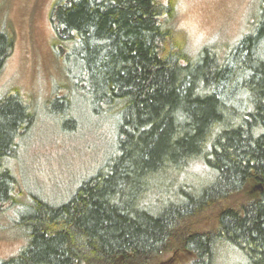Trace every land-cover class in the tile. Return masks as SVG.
I'll list each match as a JSON object with an SVG mask.
<instances>
[{"label": "trees", "instance_id": "1", "mask_svg": "<svg viewBox=\"0 0 264 264\" xmlns=\"http://www.w3.org/2000/svg\"><path fill=\"white\" fill-rule=\"evenodd\" d=\"M175 15L174 0L54 1L56 51L112 117L115 153L61 204L29 195L12 221L23 245L0 264H218L222 248L264 264V0L237 40L196 52ZM13 44L0 28V73ZM35 116L0 99V205L20 202L8 161ZM195 162L200 184L185 180Z\"/></svg>", "mask_w": 264, "mask_h": 264}, {"label": "rangeland", "instance_id": "2", "mask_svg": "<svg viewBox=\"0 0 264 264\" xmlns=\"http://www.w3.org/2000/svg\"><path fill=\"white\" fill-rule=\"evenodd\" d=\"M54 1L0 0V28L14 38L0 73V99L16 93L29 101L36 114L31 127L10 152L8 165L15 176L20 202L0 205V259L14 255L23 245L12 221L29 195L61 204L115 153L117 135L112 117L94 109L84 90L76 92L73 84L78 64L63 54L59 58L61 53L56 51L50 19ZM256 3L257 0H174L175 24L192 52L206 44L225 45L245 32ZM62 59H66L65 63ZM55 93L69 96L71 107L68 109L65 101L49 104ZM208 175L205 165L195 162L189 166L185 180L189 176L198 184ZM217 257L218 264H228L226 260L232 261L237 255L222 248ZM167 264L176 261L172 259Z\"/></svg>", "mask_w": 264, "mask_h": 264}]
</instances>
